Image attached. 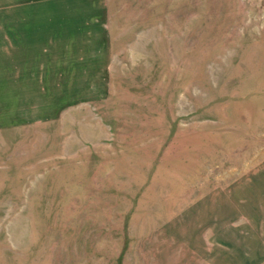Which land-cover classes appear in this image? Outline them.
<instances>
[{
	"label": "rangeland",
	"instance_id": "rangeland-1",
	"mask_svg": "<svg viewBox=\"0 0 264 264\" xmlns=\"http://www.w3.org/2000/svg\"><path fill=\"white\" fill-rule=\"evenodd\" d=\"M0 264H264V0H0Z\"/></svg>",
	"mask_w": 264,
	"mask_h": 264
}]
</instances>
